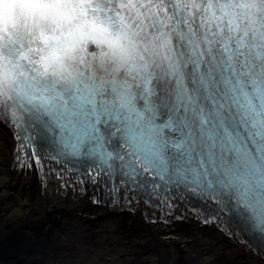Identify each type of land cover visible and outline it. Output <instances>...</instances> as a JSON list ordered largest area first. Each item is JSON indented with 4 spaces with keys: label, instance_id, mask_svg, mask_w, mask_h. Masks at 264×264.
<instances>
[{
    "label": "snow or ice",
    "instance_id": "6c2138e0",
    "mask_svg": "<svg viewBox=\"0 0 264 264\" xmlns=\"http://www.w3.org/2000/svg\"><path fill=\"white\" fill-rule=\"evenodd\" d=\"M0 128L14 169L79 185L125 243L147 229L176 264L151 226L191 211L264 264V0H0Z\"/></svg>",
    "mask_w": 264,
    "mask_h": 264
},
{
    "label": "bare ground",
    "instance_id": "6f19581e",
    "mask_svg": "<svg viewBox=\"0 0 264 264\" xmlns=\"http://www.w3.org/2000/svg\"><path fill=\"white\" fill-rule=\"evenodd\" d=\"M14 145L11 132L0 128V233L8 236L2 250L6 261L23 264L29 259L31 249L17 253L15 248L31 236L43 245V256H33L32 264H167L166 251L147 229L125 243L121 236L131 231V224L110 210H91L79 185L61 188V181L49 178L44 187L38 171L20 174L11 166ZM221 227L224 232L189 211L182 220L151 226V232L169 234L162 243L176 249V264H245L238 241L226 235V225ZM186 239L191 241L187 246ZM136 249L142 250V259L130 258Z\"/></svg>",
    "mask_w": 264,
    "mask_h": 264
}]
</instances>
